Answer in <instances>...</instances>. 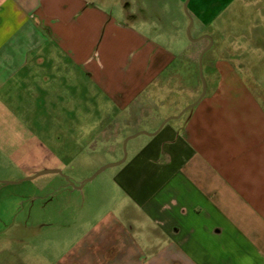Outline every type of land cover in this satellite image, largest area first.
Returning <instances> with one entry per match:
<instances>
[{"label": "crops", "instance_id": "0c3cea01", "mask_svg": "<svg viewBox=\"0 0 264 264\" xmlns=\"http://www.w3.org/2000/svg\"><path fill=\"white\" fill-rule=\"evenodd\" d=\"M123 5L116 19L95 0H0L3 151L62 171L90 145L89 101L106 121L98 137L117 144L137 123L149 131L130 139L150 132L69 228L77 239L44 240L61 250L37 264H264V79L239 57H212L200 100V58L215 42L202 30L172 52ZM180 79L189 94L173 93Z\"/></svg>", "mask_w": 264, "mask_h": 264}, {"label": "rangeland", "instance_id": "374dc122", "mask_svg": "<svg viewBox=\"0 0 264 264\" xmlns=\"http://www.w3.org/2000/svg\"><path fill=\"white\" fill-rule=\"evenodd\" d=\"M127 1L139 25L143 22L148 24V27H135V30L172 52L184 45L194 46L191 39H195L199 31H206V36L216 46L204 57L203 78L199 66L197 83L201 89L204 90L206 63L212 57H239L247 63L244 68L250 75L264 79V0H95V3L107 6L109 14L113 13L116 19H120L118 14L122 15L123 4ZM140 7L143 9L137 11ZM191 20L194 24L188 35ZM207 43L208 40H203L195 45L199 47ZM187 50L189 54L191 48ZM94 90L90 87L89 97L93 100L99 96ZM174 92L182 96L189 94L188 84L180 79ZM173 93L164 94L166 107ZM158 104L163 106L160 102ZM100 106L89 101L92 117L85 127L87 134H91L86 141V145H90L85 152L79 151L76 145L73 161L62 168V174L48 173L32 178L54 167L46 165L36 172L39 167L20 164L22 160L0 147V264H37L44 257L54 260L61 249L49 254L43 241L77 239V231L70 232L69 228L82 222V212L90 208L92 201L100 200L107 182L120 168L107 166L130 157L134 148L150 139L147 134H142L129 140L140 131H149L143 123L131 126L125 135L121 134L117 144L114 143L116 138L98 137L106 122L101 116ZM81 125L77 123V132L82 129ZM113 144L117 154L111 151ZM104 167L107 168L97 174ZM68 182L71 186H67ZM97 217H92L87 225L96 222ZM34 244L39 248L36 252L32 251Z\"/></svg>", "mask_w": 264, "mask_h": 264}, {"label": "water", "instance_id": "95a60500", "mask_svg": "<svg viewBox=\"0 0 264 264\" xmlns=\"http://www.w3.org/2000/svg\"><path fill=\"white\" fill-rule=\"evenodd\" d=\"M188 2H189V0H188ZM188 2H187V4H186V8H187V5H188ZM193 24H194V23H193V21L191 20V25H190V28H189V30H188V35H190V31L192 30ZM204 38L209 39V40L211 41V43L213 42L212 39H211L209 36H205ZM191 40H192V41H197L198 39H191ZM204 55H205V52L202 53L201 58H200V62H199L200 72H201V76H202V78H203V65H202V62L204 61ZM205 94H206V84L204 83V90H203V94L201 95L200 100L203 98V96H204ZM192 107H193V105L190 106L189 108H187V110H189V109L192 108ZM176 118H178V117L176 116V117H172V118H170V119L165 120V122H164L163 125L160 127V129H161L162 127H164V125H165L166 123H168L171 119H176ZM144 133H145V132H144ZM145 134H149V133H145ZM129 140H130V138H129ZM129 140H127V142H128ZM125 159H126V158H124L121 162L110 164V165L107 166V167H110V166H119V165H121V164L125 161ZM107 167H104L103 169H101L97 174H101V173H102ZM46 173H50V174H62L63 172L60 171V170H45V171H43V172H41V173H38L35 177H32V178H36V177H38V176H40V175H43V174H46ZM97 174H95V175L92 177V179H93ZM32 178H28V179H32ZM92 179H90V180H92ZM67 180H69V179H67Z\"/></svg>", "mask_w": 264, "mask_h": 264}]
</instances>
